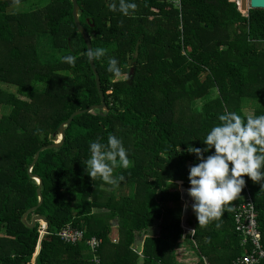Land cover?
<instances>
[{
	"label": "trees",
	"instance_id": "1",
	"mask_svg": "<svg viewBox=\"0 0 264 264\" xmlns=\"http://www.w3.org/2000/svg\"><path fill=\"white\" fill-rule=\"evenodd\" d=\"M25 1L0 0V84L15 87L14 93L0 87L5 110L0 117V264H31L37 247L40 224L28 228L21 221L38 204V185L28 175L36 152L56 141L59 125L73 112L100 103L71 1L10 10ZM134 2L135 14L124 16L119 0H77L92 49H106L93 63L107 112L75 116L62 146L42 150L31 169L42 182V203L26 223L40 215L48 225L37 264H179L175 247L180 241L209 264H231L249 250L240 247L232 218V206L245 188L264 247L260 183L245 176V187L227 206L219 227L216 221L201 226L193 214L191 237L180 225V194L169 188L180 182L190 186L188 166L195 156L187 148L204 147L219 114L247 117L244 98L264 103V10L241 13L234 0H181L180 8L167 0ZM111 3L116 11L109 9ZM67 55L76 57L74 66L62 60ZM109 56L129 78L115 80L107 71ZM200 100L205 102L198 106ZM253 114H264V105ZM111 134L122 139L131 161L129 168L114 170L125 177L115 188L93 181L85 171L89 142L106 144ZM127 183L132 195L124 193ZM114 220L118 239L111 234ZM155 225L158 234H149ZM67 226L82 230L85 239H101L97 252L84 241L61 240L57 233ZM142 235L137 251L133 245Z\"/></svg>",
	"mask_w": 264,
	"mask_h": 264
},
{
	"label": "clouds",
	"instance_id": "2",
	"mask_svg": "<svg viewBox=\"0 0 264 264\" xmlns=\"http://www.w3.org/2000/svg\"><path fill=\"white\" fill-rule=\"evenodd\" d=\"M108 7L117 10L116 3ZM136 8L134 0H119V11L124 16L134 15ZM105 55L103 47L90 48L87 52L90 63ZM62 60L70 66L76 63L73 55L64 56ZM107 71L114 78L122 77V68L115 56L107 58ZM217 119L219 123L211 127L202 141L204 147L187 148L189 154H194L195 162L188 166L190 186L186 191L190 204L184 207L185 210L191 208L201 226L216 221L219 227L227 206L245 187V176L264 188V114L242 117L235 111H224ZM88 148L87 174L93 181L99 178L106 185L117 187L125 177L114 175V170L127 169L131 163L122 139L111 134L106 144L96 139L89 142Z\"/></svg>",
	"mask_w": 264,
	"mask_h": 264
},
{
	"label": "built area",
	"instance_id": "3",
	"mask_svg": "<svg viewBox=\"0 0 264 264\" xmlns=\"http://www.w3.org/2000/svg\"><path fill=\"white\" fill-rule=\"evenodd\" d=\"M181 0H167L175 8H180ZM232 218L234 231L240 237V247H249L248 251L236 257L231 264H260L264 262V247L261 243V233L257 222V211L248 188H245V195L239 203L232 206ZM57 235L66 243L83 242L88 250L96 253L101 244V239L91 237L84 238V232L78 228L67 226L60 230Z\"/></svg>",
	"mask_w": 264,
	"mask_h": 264
},
{
	"label": "water",
	"instance_id": "4",
	"mask_svg": "<svg viewBox=\"0 0 264 264\" xmlns=\"http://www.w3.org/2000/svg\"><path fill=\"white\" fill-rule=\"evenodd\" d=\"M71 3H72V18H73V21H74V25L76 27V30L77 32L80 34V36L82 37L85 45H86V50L88 52V49H92L91 47V42H90V38L88 36V33L86 32V30L83 28V26L81 25L80 21H79V14H80V10H79V6L77 4V0H70ZM237 6H238V9L241 13H246L249 9H262L264 10V0H239V3L236 2ZM89 62V61H88ZM89 65H90V68L94 74V80H95V86H96V89L98 91V94L100 96V103L97 104V105H91L83 110H78V111H75L73 112L69 118L62 124L59 125L58 127V136L56 138V141L46 147H41L35 154L34 156V159L33 161L31 162V164L29 165L28 167V175L31 179H33L38 187L36 189V194L38 196V204L35 206V207H32L30 209H28L22 216L21 218V221L26 224V226L28 228H33L34 225L36 223H40L41 226H40V234H39V239H38V243H37V247H36V250H35V253L33 254L32 256V259H31V264H37L36 262V259H37V256L39 255L41 249H42V245H41V242L44 238V236L47 234L48 232V225H47V220L43 217V216H40V215H34L31 217V220H30V224H27L26 223V217L29 213L35 211L42 203V195H41V186H42V182L41 180L35 176V175H32L31 174V169L33 167V165L35 164V162L37 161L38 159V156H39V153L44 150V149H47V148H59L60 146H62L63 142H64V137H65V129L69 126V124L71 123L72 119L77 116V115H80L82 113H85V112H89V111H94V110H98L100 112V114H102V111L103 112H107V108H106V104H105V100H104V95L101 91V88H100V80H99V75L95 69V66H94V63H90L89 62Z\"/></svg>",
	"mask_w": 264,
	"mask_h": 264
},
{
	"label": "rangeland",
	"instance_id": "5",
	"mask_svg": "<svg viewBox=\"0 0 264 264\" xmlns=\"http://www.w3.org/2000/svg\"><path fill=\"white\" fill-rule=\"evenodd\" d=\"M49 0H27V1H25V2H21L20 4H17V5H14V6H11V8H10V10L11 11H13V12H24V11H29V10H31V9H33L34 7H36L38 4L40 5V6H43V5H45L47 2H48ZM234 1H236L237 2V0H234ZM47 54V53H46ZM127 78H129V76H127V75H122V77L121 78H116L115 80H125V79H127ZM2 86V87H1ZM0 87H1V89L2 90H4V91H7V92H11V93H14L15 92V87H13L12 85H8V84H0ZM213 96H215V93L214 92H212V96H210V97H213ZM205 102V100H200V101H197V103L196 104H198V106L200 105H202L203 103ZM242 104L244 105L243 107H242V110H244V114L246 115V116H248V115H252L253 113H254V110H258V108L260 109V108H262L263 107V105H264V103H262V102H252V103H250V100L249 99H246V98H244L243 100H242ZM250 104V105H249ZM126 187L127 188H125L124 189V193H128V194H130V195H132V193H133V191L131 190V189H129V187H131V185H129L128 183L126 184ZM170 188V190H172V191H174V190H176L177 189V186L176 185H172V188L171 187H169ZM109 190H110V188H109ZM94 211H98V210H96V209H94ZM100 211V210H99ZM101 211H103V210H101ZM40 224V223H39ZM110 224H111V228H112V232H111V234H113V232L114 231H116L117 230V221H111L110 222ZM40 226H41V224H40ZM154 227H158L157 225H155ZM156 228H153V229H151L150 230V234H152V235H156L157 234V229ZM113 238H115V239H118V233H117V236H116V234L114 235V237ZM143 239H142V236L141 237H137L136 236V242L137 243H135V245H133V248L135 249V250H137V251H139L140 250V243H141V241H142ZM183 243V242H182ZM185 243V242H184ZM183 243V244H184ZM187 243V242H186ZM176 249V251H175V253L177 254V257L178 258H180L181 259V262L182 263H186V261H188V257L186 256V255H184V252L182 251L183 250V247L181 248V249H177V247H175Z\"/></svg>",
	"mask_w": 264,
	"mask_h": 264
},
{
	"label": "crops",
	"instance_id": "6",
	"mask_svg": "<svg viewBox=\"0 0 264 264\" xmlns=\"http://www.w3.org/2000/svg\"><path fill=\"white\" fill-rule=\"evenodd\" d=\"M5 85V84H4ZM2 87V86H1ZM5 110L1 109L0 108V117L2 116V113L4 112ZM243 113H244V110H242ZM179 194H180V201L182 203V214H181V228L183 229V231L185 233H189L190 234V237L191 235L193 234L194 232V227L189 225L188 221L191 219V217L193 216V212L191 211V208L188 207L187 210H185V204H190V198L188 197V194H187V188H183L182 187V184L181 182L180 183H177V189H176ZM153 228H156V227H153ZM151 228V229H153ZM150 229V230H151ZM157 229V234H158V228ZM150 230H149V234H150ZM117 233L118 231H114L113 234H112V237H114V235L116 234L117 236ZM142 238H143V235H142ZM115 239V238H114ZM183 241H180L178 246H177V249H181L183 247V252H184V255H186L188 257V261H186V263H182L181 262V259L177 257V254L175 253V256H176V260L179 264H199L200 260L203 261L204 264H209L207 262V258L206 257H203V256H200V254H198L197 250H195L188 242L183 244L182 243ZM176 249V248H175ZM176 251V250H175Z\"/></svg>",
	"mask_w": 264,
	"mask_h": 264
}]
</instances>
